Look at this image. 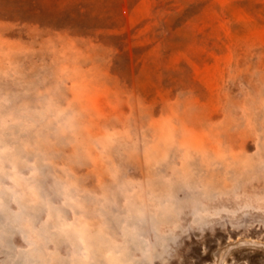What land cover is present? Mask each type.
I'll use <instances>...</instances> for the list:
<instances>
[{
  "label": "rangeland",
  "instance_id": "obj_1",
  "mask_svg": "<svg viewBox=\"0 0 264 264\" xmlns=\"http://www.w3.org/2000/svg\"><path fill=\"white\" fill-rule=\"evenodd\" d=\"M0 264H264V0H0Z\"/></svg>",
  "mask_w": 264,
  "mask_h": 264
}]
</instances>
